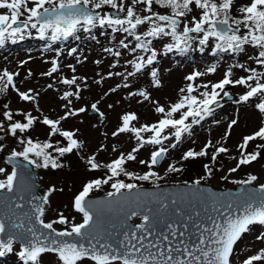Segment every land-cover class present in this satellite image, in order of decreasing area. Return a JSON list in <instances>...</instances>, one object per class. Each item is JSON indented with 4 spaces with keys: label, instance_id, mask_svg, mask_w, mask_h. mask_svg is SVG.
Returning a JSON list of instances; mask_svg holds the SVG:
<instances>
[{
    "label": "snow or ice",
    "instance_id": "obj_1",
    "mask_svg": "<svg viewBox=\"0 0 264 264\" xmlns=\"http://www.w3.org/2000/svg\"><path fill=\"white\" fill-rule=\"evenodd\" d=\"M105 6L113 9L114 14L101 11ZM96 29L101 30L100 34L107 30L125 34L118 46L123 51L111 47L103 49L116 58L111 68L119 65L120 57H132L124 61V72L109 71L107 76L95 81L99 84L113 76L121 77L124 83L117 84L110 92L130 88L129 78L141 75L150 76L152 88H160L162 82L155 66L158 53L154 42L165 38L171 41L163 45L166 53H186L194 44L201 52L211 47L213 54L233 56L247 55L251 49L255 55H247V59L257 67L236 62L229 65L218 81L202 84L195 81L215 73L217 66L212 65L205 72L194 71L185 77L189 83L179 90L182 95L167 106L153 100L147 89L129 91L126 99L142 97L143 101H150L155 105L158 118L153 123L136 126L133 122L139 120L137 114H123L112 136L131 134L136 146L103 164L97 161L95 154L86 157L89 171L105 168L107 173L104 178L84 183L82 190L74 195L71 207L82 214L80 223H71L63 213L57 219L45 222L43 217L50 197L58 190L54 185L43 196L33 195L27 200L31 205L28 211H23L24 206L16 203L14 197L25 200L21 194L26 188L22 184L25 165L21 161L37 169H62L66 166L65 157L73 153L79 156L80 150L86 147L85 142L77 138L79 129L72 131L63 127V122L70 117L87 111L86 107H70L73 98L83 99L82 93L88 87L86 79L73 75L59 80L73 90H65L60 96L66 102L62 105L64 114L52 118L39 108L38 92L32 88L21 91L14 81L16 74L7 70L0 72V94L13 90L21 101L36 104V111L40 113L13 111L8 104L0 107V152L7 147L6 137H11L20 147V150L13 148L6 157L5 163L12 165L11 171L0 167V175L4 176L0 179V206H6L11 213L5 220L0 212V258L14 253L22 264H233L238 242L254 227H264V184L255 189L256 195L233 199L199 187L201 180L197 179L189 191L169 200L159 192H146L137 183H127L119 177L148 181L159 189L156 182L164 176L154 170L156 166L166 160L171 149H176L186 137L193 136L195 126L222 107L220 100L223 97L231 99L229 91L225 90L228 86L244 89L233 103L251 105L261 117L260 126L244 135L237 144L239 155L233 158L235 167L228 171L236 172L241 166L261 158L264 154V0H0V48L8 41L16 43L17 39H24L25 33L31 35V30H35L40 39L47 36L55 42L70 37L79 40L77 33L81 31L95 40L92 33ZM75 52L72 48L68 55ZM51 64L50 71L44 75L52 76L58 72V61L54 59ZM128 66L132 70H128ZM68 67L75 73L72 65ZM236 68L245 75L234 77L233 69ZM98 103L90 105L95 112H99ZM99 115L104 117L103 112ZM238 122V116L229 122L223 139L230 136ZM37 124L47 129L46 139L31 136ZM251 143H255L257 150L248 151ZM148 145L154 146V150L147 160H138L139 152ZM113 151H116L115 147ZM228 152L229 149L219 141L213 144L209 140L199 151L189 148L181 154L179 161L167 163L165 175L180 173L185 162L204 157L215 163L221 154ZM137 161L148 171L143 174L129 172L127 163ZM203 167L206 175L211 177L213 168L210 164L205 163ZM257 179L249 174L246 180L233 183L250 185ZM109 184L112 191L106 193L104 200L90 199V193ZM183 202H191V209L180 206ZM149 204L158 207L153 209L148 207ZM114 207L129 210L124 213L122 239L112 243V233L101 227V218ZM138 215L141 216L140 223H128ZM57 224H70V228L58 230L54 227ZM255 240L264 243V231H260ZM16 244L18 250L14 247ZM241 264H264V247L248 255Z\"/></svg>",
    "mask_w": 264,
    "mask_h": 264
},
{
    "label": "rangeland",
    "instance_id": "obj_2",
    "mask_svg": "<svg viewBox=\"0 0 264 264\" xmlns=\"http://www.w3.org/2000/svg\"><path fill=\"white\" fill-rule=\"evenodd\" d=\"M106 8V7H104ZM101 30H93L96 39L93 40L90 34L79 32L77 35L80 39H67L62 41H51L46 36L40 39L35 30H31V35L25 33L24 39H17L16 43L8 41L3 48H0V72L7 70L14 75V81L21 91H27L32 88L34 92H38L37 97L39 108L44 115H49L56 118L64 114L65 101L60 99V96L65 90L72 91L73 89L68 85L59 83L62 77L71 78L73 75L85 78L88 87L84 89L82 95L83 99L75 100L70 107H86L87 111L81 113L76 117H70L67 121L63 122V127L67 130L75 131L79 129L77 138L84 141L86 147L80 150V155L75 153L68 155L64 158L65 167L62 169H37L35 168L39 192L42 194L50 186H55L58 190L50 197V204L47 206V211L43 219L45 222H50L57 219L60 213H63L69 218L71 223L82 222V214L75 212L71 207L74 195L80 191V186L84 182L92 179L104 178L107 169L100 168L96 171H89L86 164V157L95 154L97 161L101 164L110 162L121 152L127 153L136 146L135 139L131 134L124 133L119 136H112V132L117 129L120 124V117L128 112L137 114L138 121L133 123L136 126L145 123H153L158 118L155 113V105L150 101H143L142 97L127 98L129 91H136L137 89H147L151 93L153 100L158 101L159 104L167 106L171 102H175L182 93L181 88H186L188 81L185 77L194 71L205 72L206 69L212 65L217 66V71L212 74L199 77L195 83L202 84L209 81L216 82L222 78L224 71L229 65L236 62L244 63L251 67H257L252 61L247 59V55H255L249 49L246 54L239 56L225 55L223 59L215 62L213 56L209 55L208 49L203 52L199 51L198 47L194 44L193 49L186 53L165 52L163 45L167 38L163 41L154 42L157 49V62L155 66L160 73L162 86L160 88H152L148 75H141L138 78H129L131 87L128 89L119 88L115 92H110L111 88H115L117 84H122L124 81L121 77L113 76L101 81L97 84L95 81L100 80L101 76H107L111 72H124V61L132 57L125 55L119 58V65L111 68L110 65L116 62V58L110 53L104 52L105 48L119 49V45H114L113 41L120 40L121 33L111 34L107 30L104 34H100ZM124 39V38H123ZM72 48L76 52L68 55V51ZM207 50V51H206ZM60 53L57 55V53ZM142 54V53H141ZM58 61L59 70L53 73L52 76L44 75L50 71L53 60ZM78 60L80 62H78ZM95 61H100L99 64ZM68 65L75 68V73L72 72ZM128 70H132L128 66ZM262 70V69H258ZM234 77L245 75V73L236 68L233 69ZM52 85L51 88L48 85ZM83 87V85H81ZM226 91L233 94L235 97L231 99L223 98L220 100L222 107L216 108L213 116L207 117L201 122V125L194 127V134L192 137H186L176 149H171L166 160L154 169L161 176L163 180L157 181L159 184L179 181H191L192 179H200L201 182H206L217 188L234 187L237 183L233 181H243L249 176L255 175L258 177L253 182L255 185L264 184V154L257 161L250 165L241 166L236 172H229L228 169L235 167L238 158L237 144L241 141L242 137L251 134L260 126L261 117L259 113L251 105H238L233 103V100L238 99V96L243 93L244 89L240 86H228ZM105 93H108L105 95ZM222 95V94H221ZM99 112L104 113V117L98 120L96 113L90 112V105L96 103ZM8 104L13 111H30L33 115H40L36 111V104L21 101L17 93L9 90L6 93L0 94V107ZM112 105L111 108L108 106ZM239 118L237 125L233 127L230 136L225 140L224 135L228 131V124L234 118ZM18 119L20 117H17ZM219 121V123H214ZM47 129L37 124L35 131L31 132L33 138L39 140L46 139ZM147 135V134H144ZM58 139V137H57ZM211 140L213 144L218 141L220 145L226 146L229 149L228 153L221 154L215 163L210 161L209 157L200 158L198 161H189L184 163V170L180 173H171L165 175L167 163L179 161L181 154L189 148L199 151L203 145ZM195 141V143L193 142ZM4 143L7 145L4 152H0V167H4L7 171H11V165L5 163L4 154L10 153L13 148L20 150L19 145L11 138L6 137ZM167 144V142H166ZM219 146V145H218ZM115 147L116 151H113ZM101 148L103 150H101ZM154 146H145L138 154V160H147ZM255 143H251L248 151H255ZM211 152V150H210ZM83 156L85 159H81ZM208 162L213 168V174L208 177L204 170V163ZM179 166V165H177ZM129 172L136 174H143L148 171L147 167L137 162H129L126 165ZM222 177H226L223 179ZM4 176L0 175V179ZM120 179L129 182L126 176L119 177ZM132 181V180H131ZM136 183H148L144 185H151L153 183L148 181H132ZM62 189V191H61ZM112 191L110 184L103 185L100 190L93 191L92 195L98 193H107ZM134 221L140 222L141 217L138 215L134 217ZM58 230L65 227L70 228L69 225H54ZM264 231V227L256 226L253 231L246 234L241 241L236 245V254L233 257V264H241V261L248 255L255 254L260 248L264 247V243L255 240V236ZM16 250L19 245H14ZM48 257H45L47 259ZM0 264H22V262L10 253L5 257L0 258Z\"/></svg>",
    "mask_w": 264,
    "mask_h": 264
},
{
    "label": "water",
    "instance_id": "obj_3",
    "mask_svg": "<svg viewBox=\"0 0 264 264\" xmlns=\"http://www.w3.org/2000/svg\"><path fill=\"white\" fill-rule=\"evenodd\" d=\"M104 11H107L109 14H114V10L109 7H106ZM230 96L231 98L233 97L232 94H230ZM223 98H229V97H223ZM90 112L97 113L93 111L92 109H90ZM97 119L98 120L100 119V115L97 116ZM8 155L9 154H4L3 157L6 159ZM21 163L25 165L23 169L24 175H23L22 184L26 185V188L21 193L22 195L25 196V200H19V199H16L15 197H14V200L16 203H21L24 206L23 211H28L31 205L28 204L26 201L30 200L33 195L43 196V194L39 192V183H38L37 175L35 172V168L32 166H27L26 162L21 161ZM192 186H193V183L189 182V183L160 184L159 189H156L154 186H141V187L146 192H159L163 196L168 197L170 200L177 194H183L189 191ZM199 187L206 189L212 193L223 194L225 197H231L234 199L235 197L241 196V195L258 194L255 192V189H257L259 185H255L253 183L250 185H243V184L238 183L234 187L217 188L208 183L201 182ZM105 198H106V193L90 195V199L92 200H104ZM180 206L184 207L185 210H190L191 202H183ZM148 207L155 209L156 207H158V205L149 204ZM197 207L198 208L200 207L199 204H197ZM128 210L129 209H120L118 207H114L111 211L107 212L101 218V227L103 229H106L108 232L112 233L110 242L115 243L119 239H122V236H120V232L123 230L122 224L125 219L124 213L125 211H128ZM137 210L140 211V209H137ZM170 211H171V208L169 209V212ZM0 212H2L3 218L5 220H7V217L11 215V213L9 212L6 206H0ZM201 212L203 215L202 210ZM140 222L134 221V217L131 219V221H128L129 224H133V225L138 224ZM37 227H39V225H37Z\"/></svg>",
    "mask_w": 264,
    "mask_h": 264
},
{
    "label": "trees",
    "instance_id": "obj_4",
    "mask_svg": "<svg viewBox=\"0 0 264 264\" xmlns=\"http://www.w3.org/2000/svg\"><path fill=\"white\" fill-rule=\"evenodd\" d=\"M109 31H111V30H109ZM111 34H114V33H112L111 32ZM49 35H50V33H49ZM121 38H120V40L121 39H123V38H125V34H123V33H121V36H120ZM69 39H74V38H69ZM128 39L129 40H131V37H128ZM119 40V41H120ZM59 41H64L63 39L62 40H59ZM119 41L118 42H116V41H113L114 42V45H119ZM168 42H171L170 41V39H168L167 38V40H166V42L165 43H168ZM133 43H135V41H133ZM205 49H208V51H209V55H211V56H213V58L215 59V62L216 61H219L220 59H223L224 58V56L226 55V54H213V52H212V50H211V47H207V48H205ZM207 51V50H206ZM227 55H231V54H227ZM239 56V55H238ZM208 163V162H207ZM176 181H179V180H177L176 179ZM125 182H127V181H125ZM127 183H132V181L130 180L129 182H127ZM136 183V182H135ZM157 183V182H156ZM138 185H142V184H148V183H137Z\"/></svg>",
    "mask_w": 264,
    "mask_h": 264
}]
</instances>
